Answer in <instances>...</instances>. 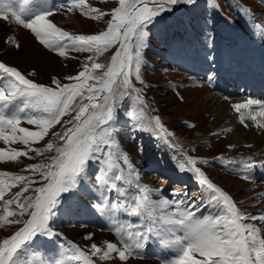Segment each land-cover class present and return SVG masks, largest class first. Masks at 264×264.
I'll return each mask as SVG.
<instances>
[{
    "label": "snow or ice",
    "instance_id": "snow-or-ice-1",
    "mask_svg": "<svg viewBox=\"0 0 264 264\" xmlns=\"http://www.w3.org/2000/svg\"><path fill=\"white\" fill-rule=\"evenodd\" d=\"M13 3L18 7H13ZM181 3L193 4L195 0H118V6L108 12L92 7L87 0H70L68 13L78 10L94 20L111 17L104 31L73 34L50 19L55 12L46 3L0 0V19H14L50 52L60 57H67L69 52L93 54L88 56L82 71L65 77L68 82L53 78L51 86L39 84L17 67L0 62V141L5 145L22 143L27 149H0V161L31 158L29 151L38 155L55 152L47 163L28 165L30 176L0 172V200L4 201L0 228L17 226L0 239V264H96L93 257L128 264L132 258L141 257L151 240L171 253L163 264H264L262 229L256 223L245 222L264 221V215L257 218L242 211L229 193L197 167L198 163L207 164V160L185 156L178 165L181 171L195 174L204 195L193 200L186 192L174 191L175 198L169 199L162 189H152L141 182L129 154L118 141L116 125L126 97L132 99L126 115L135 122L134 127L141 131H166L160 117L147 114L143 90L134 86L132 78L145 83L141 66L150 26ZM7 42L16 49L21 47L15 38L9 37ZM113 47L116 51L108 65L96 62ZM101 69L104 71L97 75ZM232 107L245 127V121L251 120L264 128V122L257 120L264 117V102L248 99ZM65 116H70L64 120L65 130L52 133L57 143L49 140L43 148L32 147ZM167 142L175 147L171 140ZM93 164L97 165L95 170ZM256 168H264V162L245 161L239 171L244 180L251 181ZM36 175L39 180L34 179ZM93 178L92 187L97 188L99 195L91 206L108 217L117 239L105 242L103 248L92 243L87 250L67 242V251L51 260L28 257L41 238L54 240L60 235L55 223L62 205L88 188ZM33 184L40 186L33 188ZM19 185H23L20 190L4 200ZM30 191L33 194L25 195ZM153 193L160 198L152 199ZM198 203L214 211L197 216L201 211ZM13 205L15 210H10ZM93 235L84 239L91 241Z\"/></svg>",
    "mask_w": 264,
    "mask_h": 264
},
{
    "label": "rangeland",
    "instance_id": "rangeland-1",
    "mask_svg": "<svg viewBox=\"0 0 264 264\" xmlns=\"http://www.w3.org/2000/svg\"><path fill=\"white\" fill-rule=\"evenodd\" d=\"M51 1L53 2V7L55 8L56 12L55 15L50 19L61 29L67 30L73 34L99 33L106 30L108 21L111 19L110 15H105L99 20L86 18L78 10H74L69 14L67 12V8L65 7L63 11L58 12L57 6L63 3L62 0ZM232 1L237 3V5L240 6L242 10L253 14L251 16V21H253V23L252 25L248 24V29H251L252 27L255 29V37L252 39L256 40L260 34L264 33V27L259 28L261 24H264V0H227L228 8L225 5V0H219L220 5L223 7L221 10L223 14L229 17L232 22H238L235 13L231 9ZM56 2L58 3L57 5L55 4ZM195 2H197V6H195L189 14H186L185 11L177 12L176 14L166 12L165 17L159 19L158 23L154 26H150L147 47L143 50V64L141 66V78L145 83L141 84L139 81H136L134 77L132 78L134 86L143 90L142 95L148 105L147 114L150 116L160 117L166 131H160V133H162L160 134L154 131H141L134 127L135 122L126 115V112L130 110L132 99L126 97L123 101L124 106L119 109V119L116 125L118 129V141L122 150L129 154L131 162L133 163L136 171H141V173H144V176L141 178V182H144L145 185L150 186L152 189H160L167 182H169L168 177L174 172V169L179 168L178 165L183 161L185 156H192L200 158L201 160H207V164L198 163L197 167H200L215 184L234 196L235 200L239 204V208L241 207L242 211L246 212L249 216H255L258 218L261 214L262 207L260 206V202L256 196V186L253 185V183L258 182L253 179L251 181L244 180L239 169L242 163L245 161L264 162V133L255 132V138H262L261 141L245 143L238 146V148H235L231 145L226 131L215 132L214 130L209 129L207 127V123L213 118V113L211 110H208L210 113H202L201 101L205 100V93L197 91L196 87H201L202 84L206 86V84L202 79L200 80V74H196L198 72H203L205 66L213 67L214 65L217 67V56L219 54L209 53L208 56L210 58H207V61L204 60L205 62L202 60L200 65H198L197 58H193L190 55L186 60L174 59V63H169V58H174V56L170 55L168 57L170 51L167 50L168 41L162 42L163 38L168 40L174 37L175 34L182 35L184 31H189L190 28L197 31L199 29V25H201V27L203 25L209 28V24L203 18L206 0H195ZM87 3L92 7L98 8L104 12H108L112 8L118 6V0H87ZM183 5L184 4L182 3L177 4L173 9ZM74 14H77V16L82 18V22H84V28L81 24L76 22L72 25L68 23L71 21L70 19ZM164 19H169L175 22L179 21L180 23L184 24L183 26L179 27L177 23L171 24V21H166V26L159 25V23ZM60 22L65 23L60 24ZM227 26H229V24H227ZM174 29L175 32L171 34V31ZM213 31H215V34L218 37H223L224 39V44H226L227 48L223 51L222 58L227 60L226 54H231L229 46L232 43L233 36L223 32L222 29L219 30L217 26L213 28ZM9 37L15 38V40L20 43L21 47L16 49L10 45L7 42ZM191 37H196L194 32H191ZM245 37L248 39L247 36ZM245 37L242 34H238V42L242 48H246L251 44H256L255 41H249ZM25 41L28 43L29 48L24 46ZM198 43L201 44L199 39ZM116 47H118V45ZM116 47L110 48L103 55L99 56L96 62L108 65L111 61L112 55L116 51ZM34 49L37 51H34ZM43 50L46 53H44ZM52 53L53 52H50L48 49L40 45L39 42L34 38V35L29 30L19 26L14 21V19L10 18L9 20L0 22V62H5L10 66L17 67L29 79H32L39 84L51 86L53 78H58L62 82H68L65 80V77L74 76L79 71H82L88 56L93 55L92 53L87 52H69L67 57H60L57 54L55 55V53L52 55ZM90 63L91 62H89V66ZM189 63L197 64L198 67L196 69H191L189 67ZM176 68L179 70L177 73H181L178 75L184 77V73H187L189 77H184L183 80L180 77L174 79L172 77L174 72L171 71H174L172 69ZM201 68L203 70H201ZM103 71L104 69L97 70L96 74L100 75ZM33 72L35 75H30ZM209 72L216 74L215 70H209ZM166 73L169 75H166ZM89 83H92V81H89ZM237 83L238 81L234 84ZM230 91L233 92L234 89L231 88ZM229 94V98H241V94ZM242 98L246 97L242 96ZM72 115H74V113ZM67 119H70V116H65L62 119L61 124L55 125L53 128H51L49 133L38 143L33 144L32 147L43 148L49 140L57 143V139L52 135V133H62L65 130L64 120ZM127 123L133 124L132 129H135L137 133L140 131V137L142 135L140 139H147L151 137V142H147V145L140 139H134L130 135L131 133H128L129 131L126 130V128L129 126L126 125ZM190 125L195 126L190 127ZM22 126L32 128V126L26 124H23ZM70 126L71 125H67V127ZM168 133L173 135L167 136ZM164 137H167V140H171L172 143L175 144V147L168 143ZM0 149H5L6 151H11L13 149L19 151L27 150L26 146L22 143L17 142L5 145L3 141H0ZM145 153L147 156H144ZM54 154V151L51 153H45L43 155H38L34 151H29V157L31 158L21 156L15 161L8 159L0 161V172L30 176L31 172L26 171L28 165L47 163L48 157ZM172 156L174 157L173 159L170 158ZM96 167L97 165H92L93 170H95ZM149 168H152V170ZM259 169L260 168L254 169L252 176L255 172H258ZM162 177L166 179H161ZM191 177V175L178 177L175 173L172 175V178H176V180H186V183L183 184V181H181L182 184H176V182H173V184L170 186L172 189H177L178 186H182L183 188L185 187L186 189L178 188L179 192H181V190L187 192L191 190V185L194 183V180ZM193 177L197 179L195 174ZM186 178H190V180L188 181ZM34 179L39 180V175H36ZM147 181L150 183H147ZM233 182L236 184L233 185ZM88 183H92L93 185L94 178ZM259 185L262 186V184ZM22 186L23 185L13 187L10 192L5 195L4 200L10 199L15 194V192L20 190ZM39 186L40 184H33L31 187L34 188ZM232 186H240V188H232ZM93 188L97 190V188ZM196 188L197 189H194L193 191L191 190L189 192H191L197 199L201 197L200 193L201 191H204V189L203 186ZM89 189V187L82 189L79 194L72 197L70 201L73 202L77 201L78 199H82L84 202L83 205H85V200L83 197H88L90 199L94 197L93 191ZM132 191L136 190L132 189ZM28 194L33 193L30 191L25 195ZM159 198L160 197L158 195L153 193L152 199L158 200ZM75 208V205H73V210L71 209L69 211H63L66 209V203H64L55 223L57 227L65 230L66 233L71 237L72 235H78L79 230L83 229L81 223L76 224L73 217L68 218L67 215H65V213L69 212L74 217L81 216L77 213ZM3 209L4 201L0 200V214H3ZM10 210H15V205H13ZM258 221L260 220H249L246 222L258 223ZM16 228L17 226H4L3 228H0V239L10 235L16 230ZM94 231L97 233L99 232L101 234L104 233L110 235L101 229H95ZM98 240L99 239L91 240V244L96 243L99 247L103 248L105 247V242L108 241V239L105 241ZM80 244L84 246L86 250L91 245L90 241L87 242V245L85 243ZM64 250L65 247L53 244L48 238H41L35 247L28 253V257L35 256L37 258L51 260L53 258L61 257L64 254ZM93 258L97 261V264H123V262H117V259L110 261H100L98 257ZM70 264H72V262H70ZM128 264L135 263L130 260Z\"/></svg>",
    "mask_w": 264,
    "mask_h": 264
},
{
    "label": "bare ground",
    "instance_id": "bare-ground-1",
    "mask_svg": "<svg viewBox=\"0 0 264 264\" xmlns=\"http://www.w3.org/2000/svg\"><path fill=\"white\" fill-rule=\"evenodd\" d=\"M52 17H50V18H52ZM70 20L71 21L68 22L69 24L72 25V24H74L76 22V23L81 24L82 27L84 28V22H82V18L77 16V14H74L73 17H71ZM2 21H4V20L0 19V22H2ZM64 23L65 22H60V24H64ZM85 23H87V22H85ZM25 39H26V37H25ZM24 46L26 48H29L28 47V43L26 41H25ZM34 51H37V50L34 49ZM43 52L46 53L44 50H43ZM52 55H54V54L52 53ZM208 61H210V60H208ZM263 62H264V59L256 60L255 61V66L259 69ZM213 67H214V65H213ZM172 70H174V71H171V72H174L172 74V77L174 79L179 78V77L182 78V80H183L184 77L188 78L187 77L188 75L186 73H184V75H183L184 77H181L180 75H178V74H181V73H177V72H179L178 70H176V69H172ZM201 70H203V69L201 68ZM208 71H209V69H208ZM38 72H39V69H38ZM260 74L262 75V76H260V79L264 80V74L261 71H260ZM166 75H169V74L166 73ZM238 76L240 77V75H238ZM218 77H219V75H218ZM245 78H246V82H243L241 86H238V89L236 91H233V92L229 91V93L240 94V92H241L240 89H244L245 90V89H248L249 86L253 87L252 86V82H253L252 79H250L249 77H245ZM222 80L224 82H229V81H231L233 83L237 82L236 77H232L230 79L223 78ZM257 82L258 83L254 87V92H256V91L259 92L258 88H261L262 89V98H261L260 101L264 102V85H260L259 84L260 81H258V80H257ZM196 90L197 91H201V93L202 92L205 93V96H204L205 100L201 101L202 113H204V114L210 113L208 110H211V112L213 113V118L210 121H208V123H207V127L209 129L214 130L215 132H225L226 131L231 145L233 147H235V148H238V146H240L242 144H245V143H250V142H253V141L254 142H258V141L262 140V138H260V139H256L255 138L256 137L255 132L256 133L257 132L258 133H260V132L264 133V128H261V127L258 128L256 126V122L251 121V120H246L245 121V123L248 125L247 127H245L244 124H242L240 122V119H239V115L240 114L237 113L232 107V105H234V104L243 103L244 101L246 102L248 99H251V98H249V97H246V98H242V97L239 98L238 97V98H234V99L233 98H229L224 93L218 92L219 91L218 88H216L215 91L214 90L210 91V89L207 86H205L204 84H202L201 87L200 86L196 87ZM227 98H229V99H227ZM253 107L257 111L259 110L258 108H256L257 106H253ZM242 111H244V110H242ZM257 120L261 121V122H264V117H257ZM229 129H230V131H229ZM126 130H128L129 133H131L132 136H135V137L137 136V131L135 129H132V126H131V129H130V125H129L126 128ZM141 137H142V135H141ZM140 140L142 142H144L145 144H147V140L146 139L143 138V139H140ZM150 147H153V146H150ZM139 174H140V177L144 176V173H141V171L139 172ZM186 175H188V176L191 175V172L190 173H188V171H182L181 172V177L186 176ZM161 179H166V178L162 177ZM186 179L188 181L190 180V178H186ZM253 180H255V179H253ZM147 183H150V182L147 181ZM232 184L235 185L236 183L233 182ZM253 185L256 186L255 187L256 188V196H257V198H258V200L260 202V206L262 207L261 208L262 209L261 214L259 215V217H260L261 215H264V187L259 185L258 183H253ZM178 188L179 189H186L185 187L183 188L182 186H178ZM232 188H240V186H232ZM75 207H76V204H75ZM256 224L262 229V234H264V221L260 220ZM77 230H79V229H77ZM90 233L94 234L92 240H94V239L95 240L99 239L100 241H105L106 239H108V241H115L116 240L112 235H107V234H104V233L101 234L99 232L97 233L91 227L85 226L83 229L79 230V234L78 235H72L74 243H85L87 245V242H89V240H85L84 237L89 235ZM90 244H91V241H90ZM131 261H133V263H135V264H160V263L154 261L150 257H146L145 259H137V260L132 258ZM117 262H119V260Z\"/></svg>",
    "mask_w": 264,
    "mask_h": 264
},
{
    "label": "flooded vegetation",
    "instance_id": "flooded-vegetation-1",
    "mask_svg": "<svg viewBox=\"0 0 264 264\" xmlns=\"http://www.w3.org/2000/svg\"><path fill=\"white\" fill-rule=\"evenodd\" d=\"M133 259L137 260L136 258H133Z\"/></svg>",
    "mask_w": 264,
    "mask_h": 264
}]
</instances>
